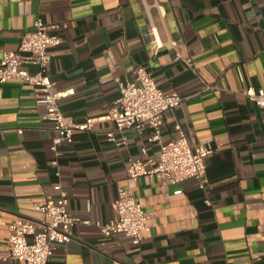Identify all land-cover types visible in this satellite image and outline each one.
<instances>
[{
	"label": "crops",
	"instance_id": "1",
	"mask_svg": "<svg viewBox=\"0 0 264 264\" xmlns=\"http://www.w3.org/2000/svg\"><path fill=\"white\" fill-rule=\"evenodd\" d=\"M38 17L67 23L52 30L63 40L47 73L58 89H74L59 101L64 113L94 124L57 152L53 122L36 102L43 92L20 79L0 84V264H24L11 256V223L40 218L36 204L62 189L90 222L65 225L72 238L47 264H264V108L245 93L264 88V0H0V59ZM138 65L185 100L165 113L159 140L147 127L116 131L126 137L118 144L108 138L109 109ZM178 125L214 149L206 187L196 177H130L127 161L144 149L157 157ZM120 187L147 207L139 242L95 224L113 219Z\"/></svg>",
	"mask_w": 264,
	"mask_h": 264
},
{
	"label": "built area",
	"instance_id": "2",
	"mask_svg": "<svg viewBox=\"0 0 264 264\" xmlns=\"http://www.w3.org/2000/svg\"><path fill=\"white\" fill-rule=\"evenodd\" d=\"M66 26V22L48 23L38 17L22 35L17 49L4 50L0 59V84L10 79H20L43 92V95L36 98V102L46 109L43 117L53 122L57 135L52 148L57 152L60 143L73 141L75 131L91 129L94 124L93 121H74L64 113L59 101L73 94L74 89H58L47 73L52 60V48L60 45L63 40L52 30ZM153 45L160 47L158 43ZM28 66H34L36 70L32 71ZM134 74V79L120 82V96L109 109L116 127L108 131V138L118 144L125 142L126 137L118 141L116 131L137 129L142 132L147 127L155 131L151 139L159 140L165 113L185 100V96L178 91L166 92L144 65L136 66ZM245 93L264 108V88L248 87ZM178 128V137L160 143L157 157L149 156L144 149L143 157L130 158L126 163L128 175L134 179L143 175H160L171 183L196 177L200 186L206 187L209 180L206 158L214 149L192 141L181 125ZM36 206L42 214L40 218L19 215L11 223L8 239L11 256L24 264H47L56 244L66 243L72 238V234L63 228L65 225L90 222L72 213L69 194L65 189L61 190L56 200ZM113 206V219L106 222L97 220L95 224L107 236L120 233L139 242L143 233L150 229L145 203L131 189L120 187Z\"/></svg>",
	"mask_w": 264,
	"mask_h": 264
}]
</instances>
